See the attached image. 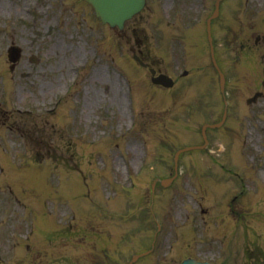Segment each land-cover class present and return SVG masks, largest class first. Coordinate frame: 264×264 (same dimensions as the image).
<instances>
[{
    "label": "rangeland",
    "instance_id": "obj_1",
    "mask_svg": "<svg viewBox=\"0 0 264 264\" xmlns=\"http://www.w3.org/2000/svg\"><path fill=\"white\" fill-rule=\"evenodd\" d=\"M80 1L0 0V100L12 112L4 125L0 110V264H79L96 251L69 237L71 231L48 248L44 228H111L120 237L124 228L125 262L151 248L158 228L153 213L161 228L139 264H179L187 257L248 264L255 249L264 251V96L247 102L264 93V50L242 46L254 45L258 34L256 27L250 34L245 5L235 16L229 2L219 24L237 32L234 50L220 41L223 31L216 32L228 78V120L208 131L205 149L184 153L178 179L157 186L152 196L154 180L174 174L176 151L203 144L202 125L217 122L224 111L206 51V17L196 20L201 0H148L123 33ZM79 7L84 15L72 14ZM54 27L58 41L50 36L37 45V29L44 36ZM12 43L26 52L19 71L34 67L27 52L39 51L44 60L35 66L43 74L36 82L50 83L38 100H31L28 81L10 72ZM202 47L203 55H194ZM133 48L176 85H152L149 70L133 60ZM58 93L63 98L56 105ZM18 109L35 115L23 119ZM19 123L22 136L7 128Z\"/></svg>",
    "mask_w": 264,
    "mask_h": 264
},
{
    "label": "water",
    "instance_id": "obj_2",
    "mask_svg": "<svg viewBox=\"0 0 264 264\" xmlns=\"http://www.w3.org/2000/svg\"><path fill=\"white\" fill-rule=\"evenodd\" d=\"M89 1L96 6L98 12L101 11L102 13H104L105 17H110L116 23L120 22V24L124 21L125 19L124 17L130 15L134 10L133 9L134 5L132 1H138L137 4L139 3V7H141L143 2V0H89ZM116 8L117 10H115ZM220 75H221V83L223 87L224 76L221 72ZM153 81L156 83L164 84L166 86H171L173 84L172 80L164 75L153 78ZM163 183L166 184V182ZM190 264H197V263L191 262Z\"/></svg>",
    "mask_w": 264,
    "mask_h": 264
},
{
    "label": "flooded vegetation",
    "instance_id": "obj_3",
    "mask_svg": "<svg viewBox=\"0 0 264 264\" xmlns=\"http://www.w3.org/2000/svg\"><path fill=\"white\" fill-rule=\"evenodd\" d=\"M260 39V38H259Z\"/></svg>",
    "mask_w": 264,
    "mask_h": 264
}]
</instances>
